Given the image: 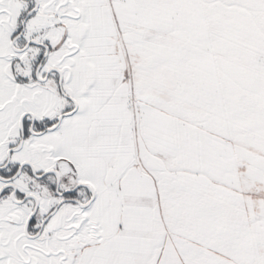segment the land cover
Masks as SVG:
<instances>
[{
    "label": "snow or ice",
    "instance_id": "snow-or-ice-1",
    "mask_svg": "<svg viewBox=\"0 0 264 264\" xmlns=\"http://www.w3.org/2000/svg\"><path fill=\"white\" fill-rule=\"evenodd\" d=\"M0 264H264V0H0Z\"/></svg>",
    "mask_w": 264,
    "mask_h": 264
}]
</instances>
